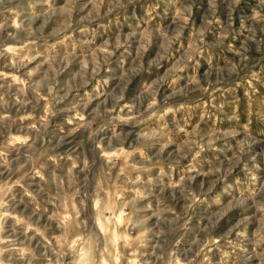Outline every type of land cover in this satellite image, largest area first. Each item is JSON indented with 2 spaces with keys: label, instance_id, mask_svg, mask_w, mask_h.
<instances>
[{
  "label": "rangeland",
  "instance_id": "374dc122",
  "mask_svg": "<svg viewBox=\"0 0 264 264\" xmlns=\"http://www.w3.org/2000/svg\"><path fill=\"white\" fill-rule=\"evenodd\" d=\"M0 264H264V0H0Z\"/></svg>",
  "mask_w": 264,
  "mask_h": 264
}]
</instances>
